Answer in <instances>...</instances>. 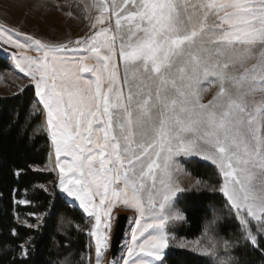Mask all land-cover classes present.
I'll return each instance as SVG.
<instances>
[{"label": "snow or ice", "instance_id": "1", "mask_svg": "<svg viewBox=\"0 0 264 264\" xmlns=\"http://www.w3.org/2000/svg\"><path fill=\"white\" fill-rule=\"evenodd\" d=\"M87 7L96 12L87 36L22 43L0 26V51L30 78L46 111L57 187L94 218L96 264L121 204L138 217L113 264H184L189 249L215 257L213 264H248L237 254L242 248L264 254V0H92ZM209 78L219 89L203 103ZM177 157H199L223 177L216 190L240 228L238 239L223 242V256L218 242L204 247L170 234L186 219L175 206L188 192ZM214 213L206 234L219 219Z\"/></svg>", "mask_w": 264, "mask_h": 264}, {"label": "trees", "instance_id": "2", "mask_svg": "<svg viewBox=\"0 0 264 264\" xmlns=\"http://www.w3.org/2000/svg\"><path fill=\"white\" fill-rule=\"evenodd\" d=\"M0 76L8 84L16 78L1 57ZM36 100L32 85L16 95L0 97V264H89V256L92 264L93 222L59 193L55 174L47 168L50 138ZM183 164L201 186L178 196L176 208L186 219L170 234L186 241L201 239L206 247L218 242L217 252L223 256V242L238 239L240 233L234 211H229L226 198L216 190L223 178L206 162ZM213 210L219 219L206 234L204 226ZM236 251L248 264H264L260 251L251 247ZM180 259L184 264H213L215 257L188 251Z\"/></svg>", "mask_w": 264, "mask_h": 264}, {"label": "rangeland", "instance_id": "3", "mask_svg": "<svg viewBox=\"0 0 264 264\" xmlns=\"http://www.w3.org/2000/svg\"><path fill=\"white\" fill-rule=\"evenodd\" d=\"M91 4L92 0H0V26L12 29L14 32L20 33V35L15 36L14 38L18 39L22 43L30 42L27 41L26 38L32 37L33 39H39L44 43L67 44L69 42H75L76 40L87 36L92 31L90 25L92 22V18L96 15V12L95 9L87 7ZM12 50L13 49H10V51ZM26 54L36 55V52L34 50H27ZM0 57L8 61L10 71L16 76V78L14 79L15 84L6 83L4 78L0 76V97H9L16 95L22 88L28 85H32L29 77L25 76L23 73L18 74L13 71L12 64L14 62L8 59L2 51H0ZM89 63H94V61H90ZM82 78L85 80H92L93 76L91 73H82ZM211 80L212 78H209V81H205L201 85V87L206 89L202 93L203 103H207L208 101H210L213 96L216 95L219 89V85L214 82H210ZM257 98L259 99V97ZM42 114H44L43 117L47 118L45 110H43V108ZM46 133L50 138V145L54 150L49 131ZM193 158L199 159L201 162H208L202 160L199 157L176 158L178 166L183 170L177 175V179L181 186L188 190L195 185L196 179L185 171L183 163L187 160H195ZM208 164H210V162ZM47 168L55 174L58 184L59 170H51L48 166ZM178 196L175 198L176 201ZM63 197L66 198V200L72 205L79 208L78 201H73V198H67L65 196ZM79 209L87 218L91 219L94 224V218L89 217L86 213L83 212L81 208ZM111 215L113 217L111 241L107 249L104 251V254L101 258V264H113L114 262V260H112V246L119 216H128L129 222L124 239L121 244L120 252L115 260H119L125 253L126 245L130 243L131 231L136 227L135 219L138 217V213L134 209L125 207L122 204L114 207L112 209ZM89 238L93 249L92 264H96L95 239L90 234ZM196 241H200L202 246L206 247L201 239L188 242L195 243ZM189 251H192L200 256L207 255L206 253L193 251L192 249H189Z\"/></svg>", "mask_w": 264, "mask_h": 264}, {"label": "water", "instance_id": "4", "mask_svg": "<svg viewBox=\"0 0 264 264\" xmlns=\"http://www.w3.org/2000/svg\"><path fill=\"white\" fill-rule=\"evenodd\" d=\"M129 222V217L126 215H120L117 222L114 242L112 246V260H115L120 252L121 244L124 239L127 226Z\"/></svg>", "mask_w": 264, "mask_h": 264}, {"label": "bare ground", "instance_id": "5", "mask_svg": "<svg viewBox=\"0 0 264 264\" xmlns=\"http://www.w3.org/2000/svg\"><path fill=\"white\" fill-rule=\"evenodd\" d=\"M12 69H13V71H15L16 73L21 74V73L19 72V70L16 69V68L14 67V63L12 64ZM46 120H47V118H46V117H43V119H42V125H43L44 130H45L46 132H48L49 130H48V128H47ZM47 166H48L51 170L58 171V169L56 168V157H55V152H54V150L52 149V147H51V151H50L49 156H48Z\"/></svg>", "mask_w": 264, "mask_h": 264}, {"label": "crops", "instance_id": "6", "mask_svg": "<svg viewBox=\"0 0 264 264\" xmlns=\"http://www.w3.org/2000/svg\"><path fill=\"white\" fill-rule=\"evenodd\" d=\"M45 113H46V111H45ZM44 115V114H43ZM47 116V115H46ZM42 118H43V116H42ZM45 131V130H44ZM46 132V131H45ZM50 151H51V145H50ZM193 159H195V160H198V161H200L199 159H196V158H193ZM207 163H209V162H207ZM211 164V163H210Z\"/></svg>", "mask_w": 264, "mask_h": 264}]
</instances>
